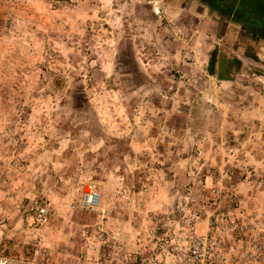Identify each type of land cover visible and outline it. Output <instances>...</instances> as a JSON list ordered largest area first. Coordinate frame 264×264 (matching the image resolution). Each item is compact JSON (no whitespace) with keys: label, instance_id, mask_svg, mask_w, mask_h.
<instances>
[{"label":"rangeland","instance_id":"obj_1","mask_svg":"<svg viewBox=\"0 0 264 264\" xmlns=\"http://www.w3.org/2000/svg\"><path fill=\"white\" fill-rule=\"evenodd\" d=\"M193 212L264 230V41L200 0H0L4 264H124Z\"/></svg>","mask_w":264,"mask_h":264},{"label":"built area","instance_id":"obj_2","mask_svg":"<svg viewBox=\"0 0 264 264\" xmlns=\"http://www.w3.org/2000/svg\"><path fill=\"white\" fill-rule=\"evenodd\" d=\"M100 204L101 193L89 184L73 209L95 212ZM184 217H188L187 225L175 230L170 242L161 239L153 249L135 255L119 250L118 254L125 256L124 264H264V230L259 229L257 220L213 212L208 216L207 230L200 232L197 212ZM35 219L39 225L47 224L50 210L38 207ZM100 239L104 241V236ZM0 264H4L3 259Z\"/></svg>","mask_w":264,"mask_h":264},{"label":"trees","instance_id":"obj_3","mask_svg":"<svg viewBox=\"0 0 264 264\" xmlns=\"http://www.w3.org/2000/svg\"><path fill=\"white\" fill-rule=\"evenodd\" d=\"M210 10L240 25L255 39L264 41L263 0H200Z\"/></svg>","mask_w":264,"mask_h":264}]
</instances>
